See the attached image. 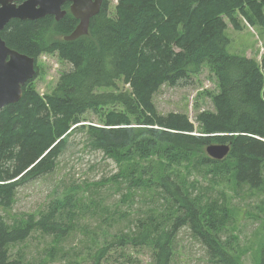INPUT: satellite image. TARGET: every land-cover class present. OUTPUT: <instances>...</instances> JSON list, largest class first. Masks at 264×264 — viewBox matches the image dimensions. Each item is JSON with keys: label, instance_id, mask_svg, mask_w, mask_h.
<instances>
[{"label": "trees", "instance_id": "obj_1", "mask_svg": "<svg viewBox=\"0 0 264 264\" xmlns=\"http://www.w3.org/2000/svg\"><path fill=\"white\" fill-rule=\"evenodd\" d=\"M108 1L87 35L71 42L63 39L77 23L69 11L59 21L11 20L0 32L9 49L35 60L36 76L42 55L71 66L50 93L38 94L34 78L17 103L0 111V209L12 206L19 187L51 173L68 139L81 133L91 151L123 166L112 181L122 179L129 191L154 188L163 201L134 230L98 246L86 264H102L115 247H147L152 264H170L185 227L211 262L240 264L236 238H222L230 220L225 206L193 193L195 184L178 170L185 165L217 182L226 177L264 191V54L259 62L229 55L224 21L240 30L239 14L250 26L264 27V0H117L111 14ZM203 67L216 80L217 92L206 94L213 111L200 112L197 126L182 113L159 115L152 103L159 88L184 85ZM87 114L96 123L85 125ZM212 144L228 145V155L221 161L205 156ZM75 208L76 199L66 196L38 218L9 224L0 216V264H22L11 248L34 231L62 238L73 228ZM260 255L264 264V247Z\"/></svg>", "mask_w": 264, "mask_h": 264}, {"label": "rangeland", "instance_id": "obj_2", "mask_svg": "<svg viewBox=\"0 0 264 264\" xmlns=\"http://www.w3.org/2000/svg\"><path fill=\"white\" fill-rule=\"evenodd\" d=\"M116 2L108 1L110 14ZM236 19L240 30H234L228 19L224 18L227 25V53L259 62L264 54V27L250 26L239 14ZM37 64L39 70L33 83L41 96L50 93L59 76L71 69L69 63L59 60L56 55H42ZM216 92L215 77L203 67L184 85L161 86L153 95L152 103L159 115L182 113L197 126L196 116L200 112L213 111L206 94ZM85 117V125L96 123L94 115L87 114ZM204 155L207 156L205 150ZM56 164L51 173L19 187L10 208L4 211L0 209V216L11 224L31 214L38 218L57 199L62 200L66 196L76 199V215L71 223L73 228L66 235L57 238L34 231L24 242L11 248L12 257L19 254L22 264H86L98 246L112 242L120 232L134 230L138 221L146 220L152 210L163 203L154 188L144 192L129 191L122 179H117V183L112 181L113 176L121 174L123 166L101 152L91 151L81 133L73 134L68 139L67 148ZM184 166L178 171L185 182L195 184L193 193H202L204 201L210 203L216 200L228 211L230 220L222 238H236L232 247L238 262L259 264L264 247V191L236 186L226 177L217 182L209 175ZM157 170L154 167V177ZM77 187L81 189L75 191ZM62 214L61 224H66L68 219L65 212L62 211ZM174 250L170 264H215L210 261L205 247L192 237L186 227L179 231ZM105 258L107 260L102 264L153 263L152 250L147 247H115Z\"/></svg>", "mask_w": 264, "mask_h": 264}, {"label": "water", "instance_id": "obj_3", "mask_svg": "<svg viewBox=\"0 0 264 264\" xmlns=\"http://www.w3.org/2000/svg\"><path fill=\"white\" fill-rule=\"evenodd\" d=\"M64 3H70L69 12L78 22L64 40L71 42L87 35L89 22L100 11L103 0H0V32L12 19L34 21L52 16L59 21L65 16L61 9ZM35 77V60L9 49L0 38V111L17 103L25 85ZM205 153L221 161L228 155L229 146L212 144L206 147Z\"/></svg>", "mask_w": 264, "mask_h": 264}, {"label": "flooded vegetation", "instance_id": "obj_4", "mask_svg": "<svg viewBox=\"0 0 264 264\" xmlns=\"http://www.w3.org/2000/svg\"><path fill=\"white\" fill-rule=\"evenodd\" d=\"M66 6H67V10L65 9ZM69 8H70V3H64V4L62 5V7H61V9H62L63 11H65V14H66V11H70ZM12 20H16V19H12ZM10 21H11V20H10ZM77 23H78V22H77ZM77 23H76V25H77ZM76 25H75V26H76ZM71 33H72V32H71ZM63 39H64V37H63Z\"/></svg>", "mask_w": 264, "mask_h": 264}]
</instances>
